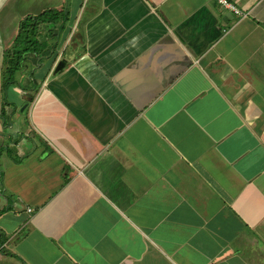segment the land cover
<instances>
[{
	"label": "crops",
	"instance_id": "crops-1",
	"mask_svg": "<svg viewBox=\"0 0 264 264\" xmlns=\"http://www.w3.org/2000/svg\"><path fill=\"white\" fill-rule=\"evenodd\" d=\"M228 1L0 0V264H264V0Z\"/></svg>",
	"mask_w": 264,
	"mask_h": 264
},
{
	"label": "trees",
	"instance_id": "trees-1",
	"mask_svg": "<svg viewBox=\"0 0 264 264\" xmlns=\"http://www.w3.org/2000/svg\"><path fill=\"white\" fill-rule=\"evenodd\" d=\"M62 13L55 9H49L39 15L25 18L19 25L18 34L13 45L5 51L4 73L5 84L12 80L13 73L20 69L30 54L39 55L46 47L40 39L46 28L56 26Z\"/></svg>",
	"mask_w": 264,
	"mask_h": 264
},
{
	"label": "built area",
	"instance_id": "built-area-1",
	"mask_svg": "<svg viewBox=\"0 0 264 264\" xmlns=\"http://www.w3.org/2000/svg\"><path fill=\"white\" fill-rule=\"evenodd\" d=\"M221 6L227 7L235 11L237 14H240V11L234 7L232 3H230L228 0H216ZM30 211V210H29Z\"/></svg>",
	"mask_w": 264,
	"mask_h": 264
},
{
	"label": "water",
	"instance_id": "water-1",
	"mask_svg": "<svg viewBox=\"0 0 264 264\" xmlns=\"http://www.w3.org/2000/svg\"><path fill=\"white\" fill-rule=\"evenodd\" d=\"M65 66H66V61L65 60L59 61L58 64H57V66H56V68H55V70H54V73L56 74L58 72L63 71V69L65 68Z\"/></svg>",
	"mask_w": 264,
	"mask_h": 264
},
{
	"label": "rangeland",
	"instance_id": "rangeland-1",
	"mask_svg": "<svg viewBox=\"0 0 264 264\" xmlns=\"http://www.w3.org/2000/svg\"><path fill=\"white\" fill-rule=\"evenodd\" d=\"M10 10H11V9H10ZM42 10H43V9H37V8H36V9H32L33 13H35V14L40 13ZM23 108H24V106L21 107V110H22ZM21 110H20V111H21Z\"/></svg>",
	"mask_w": 264,
	"mask_h": 264
}]
</instances>
